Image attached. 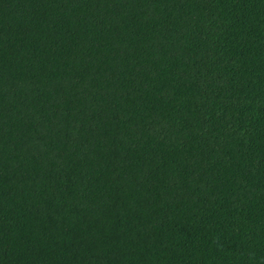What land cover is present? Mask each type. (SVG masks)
Returning a JSON list of instances; mask_svg holds the SVG:
<instances>
[{"label": "trees", "instance_id": "obj_1", "mask_svg": "<svg viewBox=\"0 0 264 264\" xmlns=\"http://www.w3.org/2000/svg\"><path fill=\"white\" fill-rule=\"evenodd\" d=\"M0 264H264V0H0Z\"/></svg>", "mask_w": 264, "mask_h": 264}]
</instances>
